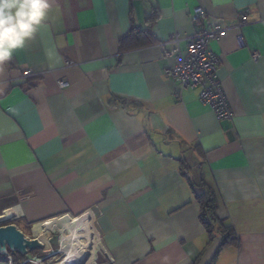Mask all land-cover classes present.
I'll return each instance as SVG.
<instances>
[{
    "label": "crops",
    "instance_id": "obj_1",
    "mask_svg": "<svg viewBox=\"0 0 264 264\" xmlns=\"http://www.w3.org/2000/svg\"><path fill=\"white\" fill-rule=\"evenodd\" d=\"M49 4L45 26L0 64V214L23 231L48 222L41 233L66 216L92 247L86 264H264V0ZM154 11V41L121 50ZM216 24L227 31L209 47L232 119L164 74L175 34ZM203 181L236 244L221 247L204 223Z\"/></svg>",
    "mask_w": 264,
    "mask_h": 264
},
{
    "label": "built area",
    "instance_id": "obj_2",
    "mask_svg": "<svg viewBox=\"0 0 264 264\" xmlns=\"http://www.w3.org/2000/svg\"><path fill=\"white\" fill-rule=\"evenodd\" d=\"M191 16L194 22L197 23L206 18L207 12L201 6H197L194 8ZM226 31V28L216 24L213 28H198L194 33L186 37L175 34L171 39V42L175 44L174 47L169 51H165L167 55L172 56L174 59V65L167 66L164 69L165 76L173 78L180 83L179 93L184 89L199 88L200 101L209 105L219 119H232L234 113L227 93L217 75L219 57L209 47V42L212 39H218ZM236 37L240 42L243 40L241 32H238ZM182 40L186 41L185 49L181 47L180 43ZM260 56L255 51L252 54V59L257 61ZM67 63L71 64L72 62L68 61ZM23 74L29 77L33 75V71L26 69L23 71ZM58 83L61 87L69 85V81L66 79H59ZM3 218L5 216L2 213L0 214V219ZM13 256L12 252L6 254L9 264H16ZM38 260L43 261V258H26L23 261L37 264ZM24 262L21 261L19 264H23Z\"/></svg>",
    "mask_w": 264,
    "mask_h": 264
},
{
    "label": "clouds",
    "instance_id": "obj_3",
    "mask_svg": "<svg viewBox=\"0 0 264 264\" xmlns=\"http://www.w3.org/2000/svg\"><path fill=\"white\" fill-rule=\"evenodd\" d=\"M49 10V0H0V64L45 26Z\"/></svg>",
    "mask_w": 264,
    "mask_h": 264
},
{
    "label": "trees",
    "instance_id": "obj_4",
    "mask_svg": "<svg viewBox=\"0 0 264 264\" xmlns=\"http://www.w3.org/2000/svg\"><path fill=\"white\" fill-rule=\"evenodd\" d=\"M157 18H158V13L157 11H154L153 13H150L147 16L148 26L145 29L134 30V31L130 30L128 33H126L120 39L121 50L133 48V47H139L143 44L153 42L154 38L152 37V26L154 25V22L157 20ZM202 184H203V189H201V191H196V196L202 205V217L204 219V223L206 224L208 229H211L213 225L218 226L220 232L222 233L221 247H224L228 244H233V243L236 244L238 242V239L236 237V232L234 228L232 226L226 225L217 214V210L220 205V199L218 193L213 187L209 186L206 182L203 181ZM22 225L24 230L28 227H31V225H25V224ZM4 256L7 259L6 255L0 254V257H4ZM24 258L25 256H18L16 253H14L15 262L18 263L22 261ZM23 264H27V262Z\"/></svg>",
    "mask_w": 264,
    "mask_h": 264
},
{
    "label": "bare ground",
    "instance_id": "obj_5",
    "mask_svg": "<svg viewBox=\"0 0 264 264\" xmlns=\"http://www.w3.org/2000/svg\"><path fill=\"white\" fill-rule=\"evenodd\" d=\"M56 231L61 233L59 239L61 249L59 251L64 252V255H66L65 260L58 264H86L90 260L93 253L92 247L78 228L66 216L54 219L47 225L46 230L36 237L43 242L45 248H49L52 243L53 234ZM51 251V253H55L53 250ZM32 257L35 256L32 255ZM36 263L45 264L42 260H38Z\"/></svg>",
    "mask_w": 264,
    "mask_h": 264
},
{
    "label": "water",
    "instance_id": "obj_6",
    "mask_svg": "<svg viewBox=\"0 0 264 264\" xmlns=\"http://www.w3.org/2000/svg\"><path fill=\"white\" fill-rule=\"evenodd\" d=\"M12 219L11 216L0 219V254L12 252L37 259V255L32 257V252L43 249V242L36 236H27L15 222L11 221Z\"/></svg>",
    "mask_w": 264,
    "mask_h": 264
},
{
    "label": "rangeland",
    "instance_id": "obj_7",
    "mask_svg": "<svg viewBox=\"0 0 264 264\" xmlns=\"http://www.w3.org/2000/svg\"><path fill=\"white\" fill-rule=\"evenodd\" d=\"M46 224L42 225L40 228L38 227L37 230L35 229L36 231H34L32 227H28L24 231L27 232V234L29 235V237L39 236L40 233H41L42 228ZM44 231H45V229L42 232H44ZM60 235H61V233H59V231H56L53 234L52 243H51V245H50L49 248H45V246H44L43 249L36 250V251L32 252V254L33 255L41 256L43 258V261H44L45 264H58L61 261L65 260L64 259L66 257V255H64L65 253L62 252V251H59L61 249L60 242H59ZM101 249L102 248L100 246V243L97 241V254L96 255H98L100 253ZM51 250H53L55 253H51L52 252ZM16 254L18 256H24V255L19 254V253H16ZM13 260L15 262L14 256H13ZM20 262H18V263L15 262V263L16 264H19ZM22 262H24V261H22ZM24 263H26V262H24ZM27 264H35V263H33V262H27Z\"/></svg>",
    "mask_w": 264,
    "mask_h": 264
}]
</instances>
